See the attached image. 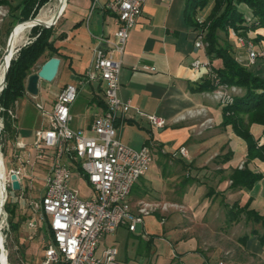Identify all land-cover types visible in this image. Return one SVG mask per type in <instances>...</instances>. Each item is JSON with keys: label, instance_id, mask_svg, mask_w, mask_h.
I'll return each instance as SVG.
<instances>
[{"label": "crops", "instance_id": "1", "mask_svg": "<svg viewBox=\"0 0 264 264\" xmlns=\"http://www.w3.org/2000/svg\"><path fill=\"white\" fill-rule=\"evenodd\" d=\"M163 4L165 3L161 0H146L137 24L130 32L127 39L122 57V68L119 73V98L124 103H129V107L125 112V117L117 122L116 134L123 145L134 149H139L147 145L150 146L153 152V163L145 175L133 186L130 192L129 197L131 195L135 196V201L130 202V204L134 206L141 200L163 201V203L180 205L185 212H183L181 216L178 215V213H174L173 210H170L164 218L157 214L146 217L144 223L141 225L143 235L139 237L143 245H141V247L139 245L137 246L136 254L139 248L141 254L143 253V259L146 260L147 255H150L153 251V249L151 248L150 250L149 247V242L152 239L151 234L145 231V226L146 224L153 225L156 218L158 222L157 226L159 227V232H157L158 235L161 234L164 238L166 234H170L169 238L166 239H168L169 242L171 241L169 239H172L176 244L190 241L191 246L196 248V252L203 260L201 264H210L206 263L200 253V236L195 230V232L193 231V228H198L200 224L202 225L201 228H208V230H211L213 233L216 232V229H211V225L215 220H219L220 218L217 213L216 199H218L221 194L224 198L228 197L223 204L232 205L233 203H238L242 206L251 199L250 208L264 215V188L260 187V195L256 196H250V192L247 190H232L230 188V180L228 179L231 172H229V174L224 173L228 175L224 178L220 177L216 181L215 191L212 193L213 197L206 200L203 198V194L200 193V188L196 185L195 180L189 179L187 173L186 179L177 181L178 185H175L177 187L173 185L175 180L179 178V176L175 174L176 169H168L170 174L164 175L166 171L165 164H161L158 158L165 157V154L169 152H176L180 147L185 148L188 156L179 158L178 160L185 166H188V169H190L191 164L199 166L198 161L200 157L206 155L205 150L207 146H210L207 142H211V146H216L221 140H225V138L229 139L230 147H228V152H233L235 155L234 157L238 155L236 159L234 158L235 164L243 158H245L246 161V147L244 142L234 135L230 126H222L223 106L212 100L211 91H195L197 85L205 80L206 76L204 74L200 76L198 73L191 70V63L196 59L201 61L208 60L212 68L217 70L222 67L221 60L209 58L205 50L195 51L193 45L198 29L194 30L186 24L183 15L184 10L181 14L182 18L179 21L178 16L173 14L171 10L163 9ZM91 13L90 11L88 20ZM65 14L66 9L58 18L57 22L62 21ZM99 17V23L97 25L98 32L94 34L89 33L87 39H85L79 31L81 30L84 20L82 16L77 13L69 19L68 28L65 30L58 29L57 33H54L56 34L55 36L53 35L52 38L55 39L54 46L60 53L58 57L60 59V65L57 79L61 80L68 74L69 82L60 87L49 109H51L60 90L67 84H76L78 79L89 68L92 51L98 45L96 37L101 34L112 37L115 32L116 26L110 14L99 12ZM87 30L89 31L88 26ZM61 34L63 37L58 39V36ZM256 34L264 37L263 30H258ZM228 38L229 44L232 45L235 52H237V50H242L241 54H245L243 49L238 48L235 38L230 35ZM259 44L260 49H258V47L255 49L259 52H264V41L260 40ZM118 58L119 56L116 55V59ZM143 67H150L153 70H143ZM254 72L264 77V69L257 68ZM201 73H203V71ZM80 94L85 95L83 102L78 101ZM25 97H27V95ZM15 106L17 110V101ZM103 109L102 85L99 83H91L80 89L78 97L70 109L72 117L70 123L71 129L91 135L90 125L93 117L101 113ZM199 109L204 110L203 116L190 114ZM139 112L164 119L166 121V126L162 129H153L145 118L138 115ZM203 119L213 120L215 126H221L225 129V134H223V132L214 133L211 137L209 136L207 141L205 138L196 137L194 134L195 127L197 123ZM44 126H46L45 119L39 122L36 119L33 126L30 128L31 134L34 136V132ZM258 131L259 128L256 127L253 132L256 134ZM15 139L24 143V141L19 138L17 131ZM224 143L226 144V142ZM231 161L229 157V159L224 162L223 170L230 169V167L231 170L237 169L232 168V165L228 166V164H232ZM252 164L253 169H250L257 172L258 165L255 163ZM182 166L183 165L178 166L180 171L182 170ZM155 180H162V186L158 185ZM164 181H166V183ZM234 193L238 194L239 198L237 200L234 199ZM207 195L210 194L208 193ZM209 200L213 201L214 204H212L210 208H205V203ZM186 212H188L187 215L190 216V219L186 217ZM223 220L225 222L224 218ZM128 233L134 234L131 232ZM250 238L256 239L255 236ZM206 242L211 244L205 239L202 240L201 244ZM213 246L216 247L217 245L213 244ZM148 249L150 252L149 254L146 253ZM261 249L263 250L264 246ZM250 253L256 256L257 259H261L264 263V255L261 252L258 254L257 251H250ZM175 254L180 260V254L176 252ZM174 256L175 255L168 259L169 262ZM119 260H123V264H131L127 260V257L120 258ZM180 262L182 261L180 260ZM182 263L188 264L187 262Z\"/></svg>", "mask_w": 264, "mask_h": 264}, {"label": "built area", "instance_id": "2", "mask_svg": "<svg viewBox=\"0 0 264 264\" xmlns=\"http://www.w3.org/2000/svg\"><path fill=\"white\" fill-rule=\"evenodd\" d=\"M161 1L169 4L173 0ZM145 2L90 0L91 12L98 10L112 16L115 32L112 37L102 34L96 37L98 45L92 51L89 68L76 84H67L60 90L49 111H43L39 103L35 104L42 111V117L46 118V126L34 132V140L30 145L16 139L14 147L19 155H14V160L19 165L15 164L6 170L1 154L5 201L6 188L11 189V175L16 176L19 191H24L23 163L31 164L32 156L37 161L49 158L43 192L37 201L30 203L32 211L40 213L47 225L48 240L43 246L40 264H122L117 248H100L102 240L121 227L134 233L137 226L142 225L144 219L156 211L166 212L170 208L177 210L179 207L176 204L143 200L134 206L130 204L128 199L133 186L145 175L154 157L150 146L134 149L123 145L116 134L117 122L125 117L129 107V103L119 98L122 57L129 34L135 28ZM230 32L238 48L246 50L247 66L255 65L260 57H264V52L257 51L252 43ZM193 46L195 51L206 48L204 31L200 28L196 32ZM190 68L213 82V100L221 106L233 102L237 89L219 84L208 60L196 59ZM143 70L153 69L143 67ZM91 83L103 86L104 109L93 117L90 125L92 134L87 135L71 129L70 109L79 90ZM192 113L203 116L204 110ZM138 115L145 118L155 130L166 126V121L160 117L141 112ZM3 127L0 119V136ZM179 153L186 157L185 148L180 147ZM74 174L90 188L91 195L87 198H81L79 191L71 185Z\"/></svg>", "mask_w": 264, "mask_h": 264}, {"label": "rangeland", "instance_id": "3", "mask_svg": "<svg viewBox=\"0 0 264 264\" xmlns=\"http://www.w3.org/2000/svg\"><path fill=\"white\" fill-rule=\"evenodd\" d=\"M8 4L0 5V69L3 65L4 59L7 55V44L10 34L14 32V30L20 25L18 23V14L19 11L15 10L14 7L17 5V0H7ZM186 0H173L169 4H163V9L171 10V12L178 16L179 21L181 20L182 12L185 7ZM90 0H67L66 1V14L62 21L56 22L52 29L54 33H57L58 29L65 30L68 28L69 25V19L75 14H79L82 16L84 22L81 26L80 33L82 34L85 39L88 38L89 33H97L98 32V23H99V11L95 10L91 13V16H88L90 14ZM213 6V1L210 0L207 4V6L203 10H198L196 14L194 15V19L197 21H200L199 24H202L204 21H206V18L208 14L211 11V8ZM57 7V0H48L46 4H44L36 14V18L39 16L42 17H49L53 13L56 12ZM240 9L246 14V16L249 15V10L243 6L240 5ZM42 14V15H41ZM88 20V25H87ZM22 24V23H21ZM27 23H23L20 28L15 31L16 34L21 29L25 28ZM16 26V27H15ZM87 26L89 27V31L87 30ZM202 31H204V42L206 43V36H207V30L205 28H200ZM78 31V32H79ZM13 33V34H14ZM257 32H251L247 35L245 40L249 41L254 45V47H258L260 49V41L256 39ZM56 34H54L55 36ZM231 36V32L229 31L228 35H225L221 32H218V39L220 44L229 43L228 36ZM14 36V35H13ZM12 36V37H13ZM11 37V39H12ZM78 38V37H77ZM234 38V37H233ZM10 39V41H11ZM22 40H20L14 49V56L18 53V51L29 45L33 38L31 37V28L27 29L24 34L22 35ZM9 41V43H10ZM245 54H241L242 50H237V52L234 51V55L236 59L243 64L244 66H247V59H246V50ZM203 51V50H202ZM13 56V57H14ZM55 57V56H54ZM47 61V56L42 57L33 73H37L40 69V67ZM249 68L252 71H256L257 68L264 69V57H260L256 64L253 66H249ZM68 73V72H67ZM58 74L56 78L53 80V82L48 83L45 81H40L38 83V89L39 93L37 97H32L28 94L27 97L23 96L17 99V110L16 106L15 109L7 111V116L10 118L11 121H13V125H15L17 134L19 135V138L24 141V144H30L34 140V136L31 134L30 128L33 126L35 120L37 119L38 122L41 120H46L45 117H42V111L38 110L35 107L36 103H39L43 107V111H49V106L51 105L54 97L58 93L60 87H62L65 83L69 82V76L68 74L65 75L64 78L61 80L57 79ZM57 80V81H56ZM26 85V81H25ZM213 91V90H212ZM211 91V93H212ZM81 95V94H80ZM79 95L78 101L83 102L85 99V95L82 94ZM212 98V94H211ZM213 100V99H212ZM215 101V100H214ZM218 103L217 101H215ZM219 104V103H218ZM17 111V112H16ZM5 111L0 106V119L3 121L4 124V115ZM39 125V124H38ZM257 126H252L251 130L254 131V129ZM259 128V127H258ZM223 132L225 134V129L221 126H215V123L213 120L210 119H203L202 121L198 122L195 127V135L199 138H205L206 141L209 139V136L211 137L212 134ZM226 136V135H224ZM224 139V138H223ZM264 140V137L262 138V141ZM15 142L16 139H8L7 135H1L0 136V165L2 161L3 156V165L6 170H8L10 167L19 165L14 159V155H19V153H16L15 151ZM226 142V144L224 143ZM230 140L225 138V140H221L216 146H211V142H207L208 145L205 156H201L198 163L199 166L196 164H191L190 169H188V166H185L183 163H181L178 159L182 158L184 156L180 155L179 149L174 152H169L165 154V157H159L161 164L164 163L166 167V171L164 172V175L170 174L169 170H175V174L179 176L177 180L174 182V186L178 185L177 181H182V179H186V173L187 177L191 180H195L196 185L200 188V193L203 194V198L206 200L213 197L212 193L215 191L216 187V181L221 177H226L229 172H231L230 169L223 170L224 162L223 159L225 156L230 155L232 168H238L241 169L244 166L245 158L241 159L238 163L235 164V155L233 152L229 153L228 147H230L229 144ZM224 143V144H223ZM234 151V149H233ZM2 154V156H1ZM216 154V155H214ZM32 156V155H31ZM188 155L186 154V157ZM235 158V159H234ZM22 162V161H21ZM31 164L23 163L22 167L25 168V177L23 179V187L24 191H13L12 189L6 188L7 190V199L3 205V210L6 214L5 219V225H4V231L2 233V240L4 242L3 248L7 254V261L8 264H40V257L42 254L43 246L47 242V231H46V222L45 218H41L40 213H36L32 211L30 207V203L33 201H37V199L40 198L43 188H44V181L45 177L48 171L49 166V158H44L43 160L37 161L33 158V156L30 158ZM257 166V173L263 174L264 176V164L262 163H255ZM182 166V170L180 171L178 166ZM168 166V167H167ZM226 166V165H225ZM249 168L253 169V164H249ZM174 172V171H173ZM228 173V174H224ZM4 179L3 175V167H2V173L0 172ZM155 182L162 186V180L158 181L155 180ZM166 183V181H164ZM71 185L76 188L81 198H87L90 195V188L87 186L86 182L84 180H81L80 178H77L74 174L73 180L71 181ZM177 187V186H175ZM260 187L264 188V177L261 181L257 182L251 190H248L250 193V196H256L260 195ZM4 191H5V185H4ZM210 195H207V194ZM234 199H238V194H233ZM218 196V194H217ZM6 197V193H5ZM134 195L130 196L128 201L133 202L135 201ZM228 198V197H227ZM224 198V196L221 194L217 201V209H218V215L219 220H215L212 225L211 229H216V232H212L211 230H208V228L204 229L201 228L202 225L199 224L198 228H193V231L195 230L199 236V249L200 253L203 256V259L206 261V263L210 264H264L263 261L260 259H257L256 256H253L251 252H260L264 255V249L262 250L259 242L254 238H248L244 243L240 240L245 235H249L250 232L253 229H256L258 233H262L263 230L260 227V225L253 224L251 222H246L244 219L239 220L238 222L228 224L224 222L223 218L225 219V209L223 207V202L227 199ZM146 201V200H145ZM147 202L150 203H160L162 204L163 201H155V200H148ZM239 202V201H237ZM230 203V202H229ZM174 204V203H172ZM214 204L213 201L209 200L205 203V208H210L211 205ZM177 205V204H176ZM229 206V204H227ZM178 209L170 208L168 211L173 210L174 213H178V215L183 214L185 210L178 205ZM8 207V209L6 208ZM156 211L153 214H157L161 216L162 218L165 217V215L168 213ZM221 211V214H220ZM12 214V215H11ZM188 212H186V217L190 219V216L187 215ZM160 218V217H159ZM192 219V218H191ZM190 221V220H189ZM192 222V221H190ZM157 219L155 218V223L149 224L145 226V231L151 234V240L149 242L150 250L151 248L153 251L150 255H147V259H143L144 256H142L141 251L138 248L137 254L136 249L139 245L141 247L142 242L140 241L139 237L143 235L141 225L138 226L137 231L134 234H129L125 227L119 228L114 234L106 236L101 244L100 248L103 249L108 246H113L117 248L119 259L123 257H127V260L131 264H168L169 258H171L173 255H175L169 262V264H183L182 262H187L188 264H201L203 261L200 257V255L196 252V248L192 247L190 244V241L185 243H175L172 239L170 242L168 241L170 234H166L164 238L161 234L158 235L157 232H159V227L157 226ZM17 226V229H13L11 227ZM200 227V228H199ZM194 231V232H195ZM205 239L206 241H209L208 244L203 243L201 244L202 240ZM217 245L216 247L213 246ZM261 247V248H260ZM248 248V249H247ZM250 250V251H249ZM180 254V262L179 258L175 254ZM147 254H149V249L146 251ZM136 254V255H135ZM141 254V255H140ZM157 254V255H156ZM156 255V256H155ZM157 257V259H156ZM125 259V258H124ZM156 260V263H155ZM123 264V260H121ZM260 261V262H259Z\"/></svg>", "mask_w": 264, "mask_h": 264}, {"label": "trees", "instance_id": "4", "mask_svg": "<svg viewBox=\"0 0 264 264\" xmlns=\"http://www.w3.org/2000/svg\"><path fill=\"white\" fill-rule=\"evenodd\" d=\"M14 7L19 11L18 23L36 17L37 11L48 0H17ZM210 0H186L184 7V21L194 30L205 28L207 30L205 48L206 55L211 59H219L222 62L220 69L213 72L218 83L237 89L238 93L233 97V102L222 107V126H230L235 136L240 138L246 147V161L241 169L231 171L228 179L232 190H251L253 186L263 179L259 174L249 168L250 163L264 164V77L257 75L249 66L241 64L234 55L232 45L220 44L218 32L228 35L233 31L238 37L246 38L251 32L264 31V0H212L213 6L206 21L199 24L194 15L198 10H203ZM63 3V2H62ZM8 4L7 0H0V5ZM240 5L249 10V15L240 9ZM54 31L52 27L43 28L35 26L31 28L32 42L21 48L11 61L7 71L5 85L0 93V106L4 109L5 119L1 135H7L8 139H15L16 128L13 121L7 116V111L15 109L18 98L26 93V78L33 74L38 61L47 56V60L60 53L54 46L52 39ZM63 35H59L61 39ZM258 41L264 37L256 35ZM215 85L206 78L197 85L195 91H212ZM252 126L259 127L255 134ZM230 155L224 157L223 162ZM251 199L245 205L233 203L223 204L225 209V222L232 224L244 219L260 225L263 232L258 233L253 229L249 235L240 239L243 243L250 237L255 236L260 246H264V215L250 208ZM8 209V207H6ZM12 215V214H11ZM13 229L17 226L11 225Z\"/></svg>", "mask_w": 264, "mask_h": 264}, {"label": "water", "instance_id": "5", "mask_svg": "<svg viewBox=\"0 0 264 264\" xmlns=\"http://www.w3.org/2000/svg\"><path fill=\"white\" fill-rule=\"evenodd\" d=\"M65 6H66V4H65ZM61 14H62V12L58 13L57 15H55L54 18L52 19V22H50V23L42 22L36 17L33 18V19H28L27 21H25L23 23H30L31 24L30 28H33L35 26H41L43 28H50L57 22L58 18L61 16ZM10 39H11V34H10L9 39H8L7 50H9L8 47H9ZM11 59L12 58L9 59V61L7 62V65L5 67L4 77H3L4 85H5L6 75H7V71H8ZM59 65H60V59L58 57H52V58L48 59L40 67V69H39V71L37 73H33V74L29 75L26 78V85H25L26 93L28 95L32 96V97H36L38 95V91H39L38 83L40 81H45V82H48V83L53 82V80L57 76ZM3 88H2V90H3ZM10 180L12 181L11 189L13 191H19L20 190V185H19V182L17 181L16 176L15 175H11L10 176Z\"/></svg>", "mask_w": 264, "mask_h": 264}, {"label": "bare ground", "instance_id": "6", "mask_svg": "<svg viewBox=\"0 0 264 264\" xmlns=\"http://www.w3.org/2000/svg\"><path fill=\"white\" fill-rule=\"evenodd\" d=\"M66 1L67 0H57V7H56V12L53 13L52 15H50L49 17H42V16H39L37 17L40 21L42 22H45V23H50L52 22V19L54 18L55 15H57L58 13L60 12H64V10L66 9ZM63 2V3H62ZM42 15V14H41ZM23 24V23H22ZM20 24L15 30L17 31L20 26L22 25ZM31 27V24L30 23H27V25L25 26V28L21 29L20 31H18L16 34L12 33L11 37V41L9 43V50H7V55L4 59V62H3V65L0 69V92L2 90V88L4 87V83H3V77H4V71H5V67L7 65V62L9 61L10 58H13L14 56V49H15V46L20 43L22 40V35L24 34V32L29 29ZM20 41V42H19ZM2 164V163H1ZM0 172L2 173V166L0 165ZM5 191H4V179L2 177V175L0 174V264H8V261H7V254L3 248V240H2V233L4 231V225H5V213H4V210H3V205H4V202H5Z\"/></svg>", "mask_w": 264, "mask_h": 264}]
</instances>
